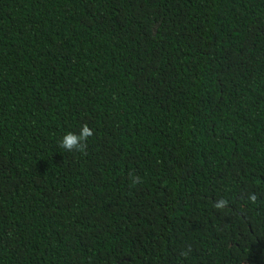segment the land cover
<instances>
[{
  "label": "trees",
  "instance_id": "16d2710c",
  "mask_svg": "<svg viewBox=\"0 0 264 264\" xmlns=\"http://www.w3.org/2000/svg\"><path fill=\"white\" fill-rule=\"evenodd\" d=\"M0 264H264V0H0Z\"/></svg>",
  "mask_w": 264,
  "mask_h": 264
},
{
  "label": "clouds",
  "instance_id": "9594fccd",
  "mask_svg": "<svg viewBox=\"0 0 264 264\" xmlns=\"http://www.w3.org/2000/svg\"><path fill=\"white\" fill-rule=\"evenodd\" d=\"M94 135V130L91 129L88 124H84L80 133L76 134L69 132L64 135L60 141V147L65 149L68 152H80L85 153L87 150V141L90 137ZM134 183H140L141 180L139 177L135 178ZM249 199L252 202H255L257 197L254 193L249 194ZM228 204L226 199H220L215 202L214 207L217 209H224Z\"/></svg>",
  "mask_w": 264,
  "mask_h": 264
}]
</instances>
